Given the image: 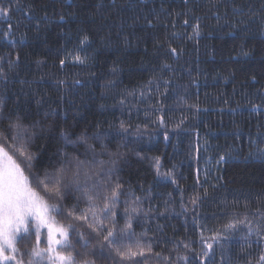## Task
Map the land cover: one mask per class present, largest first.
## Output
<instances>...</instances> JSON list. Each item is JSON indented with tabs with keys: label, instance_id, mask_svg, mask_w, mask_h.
Wrapping results in <instances>:
<instances>
[{
	"label": "trees",
	"instance_id": "trees-1",
	"mask_svg": "<svg viewBox=\"0 0 264 264\" xmlns=\"http://www.w3.org/2000/svg\"><path fill=\"white\" fill-rule=\"evenodd\" d=\"M0 147V264H264V0H0Z\"/></svg>",
	"mask_w": 264,
	"mask_h": 264
},
{
	"label": "rangeland",
	"instance_id": "rangeland-1",
	"mask_svg": "<svg viewBox=\"0 0 264 264\" xmlns=\"http://www.w3.org/2000/svg\"><path fill=\"white\" fill-rule=\"evenodd\" d=\"M76 59L81 60V58ZM160 125L162 127L161 130L167 132V129H164L162 124ZM148 130L151 132L150 129ZM160 172L165 180H170V176H173V172L171 174L164 170H160ZM27 184L20 168L11 155L5 148L0 147V245L4 244L7 246L9 244V239L13 235L11 230H19L23 226L25 219L38 217L42 223H47L48 221L44 205L39 202L35 192ZM244 216L243 218L239 216L240 220L235 221L234 225L237 224L242 227L239 222H248L250 218L247 219V217H252V214ZM262 216L259 214V217L262 218ZM39 225L41 226V223ZM236 226L232 227V224L229 223L227 234L232 235V231H234V228L236 229ZM247 229L250 230L249 225ZM211 244H213V241L208 243V246H211ZM65 261V258L59 257V263L66 264Z\"/></svg>",
	"mask_w": 264,
	"mask_h": 264
}]
</instances>
